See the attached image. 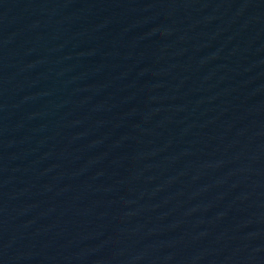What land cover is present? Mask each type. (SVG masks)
I'll return each mask as SVG.
<instances>
[{
  "label": "water",
  "instance_id": "1",
  "mask_svg": "<svg viewBox=\"0 0 264 264\" xmlns=\"http://www.w3.org/2000/svg\"><path fill=\"white\" fill-rule=\"evenodd\" d=\"M0 264H264V0H0Z\"/></svg>",
  "mask_w": 264,
  "mask_h": 264
}]
</instances>
